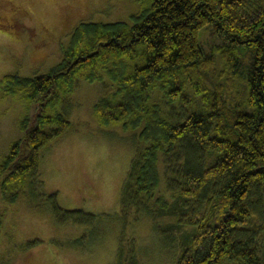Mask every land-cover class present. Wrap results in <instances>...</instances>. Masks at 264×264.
<instances>
[{
  "label": "trees",
  "instance_id": "16d2710c",
  "mask_svg": "<svg viewBox=\"0 0 264 264\" xmlns=\"http://www.w3.org/2000/svg\"><path fill=\"white\" fill-rule=\"evenodd\" d=\"M137 3L131 21L79 23L47 72L1 77L0 100L17 97L27 110L19 121L23 136L0 159V196L12 203L29 182L42 183L41 149L71 126L66 99L77 81L108 78L113 89L94 102L93 115L101 128L135 132L137 145L120 211L108 217L127 226L145 213L162 222L164 232L180 238L176 264H264V0ZM210 24L225 39L215 51L199 37ZM1 26L8 25L0 20ZM217 53L224 64L211 84ZM236 79L246 83L237 100ZM33 104L40 108L31 123ZM47 199L59 221L97 226L101 215L66 209L55 192ZM124 235L117 264H141L135 238Z\"/></svg>",
  "mask_w": 264,
  "mask_h": 264
},
{
  "label": "rangeland",
  "instance_id": "374dc122",
  "mask_svg": "<svg viewBox=\"0 0 264 264\" xmlns=\"http://www.w3.org/2000/svg\"><path fill=\"white\" fill-rule=\"evenodd\" d=\"M0 20V79L9 72L25 76L47 72L60 62L72 34L81 22L131 21L138 9L137 0H2ZM1 3V2H0ZM7 14V15H5ZM200 42L206 51L216 49L225 39L213 25L200 31ZM210 70L213 84L224 62ZM231 98L245 97L246 83L239 79ZM113 89L112 82L78 80L66 99L72 111L71 126L60 137L41 149L39 178L26 194L8 203L0 196V264H117L122 235L135 238L141 264H176L181 244L175 232L161 229L162 223L145 214L126 226L116 219L120 211L123 183L136 153L135 132L121 126L101 128L93 115V104ZM154 99L167 109L162 91ZM226 98L230 97L225 93ZM178 104V103H177ZM38 104L29 110L30 121L39 113ZM180 104L176 105V109ZM26 107L19 98L0 100V159L9 152L11 143L23 136L19 121ZM132 136H131V135ZM164 162L160 169L165 171ZM162 190L164 186L162 185ZM57 193L60 206L101 215L98 224L61 222L47 199ZM164 221L174 222L166 216ZM95 228V229H94ZM191 227H187V229ZM191 231V230H190ZM86 234L84 243H74ZM127 242V241H124ZM264 247V238L261 240ZM225 264H234L226 261Z\"/></svg>",
  "mask_w": 264,
  "mask_h": 264
},
{
  "label": "flooded vegetation",
  "instance_id": "af4514ba",
  "mask_svg": "<svg viewBox=\"0 0 264 264\" xmlns=\"http://www.w3.org/2000/svg\"><path fill=\"white\" fill-rule=\"evenodd\" d=\"M0 2H1V3H0V4H1V7H3V2H2V0H0Z\"/></svg>",
  "mask_w": 264,
  "mask_h": 264
}]
</instances>
